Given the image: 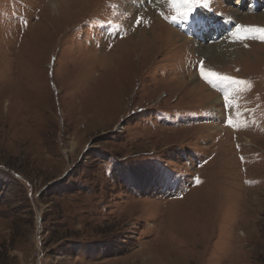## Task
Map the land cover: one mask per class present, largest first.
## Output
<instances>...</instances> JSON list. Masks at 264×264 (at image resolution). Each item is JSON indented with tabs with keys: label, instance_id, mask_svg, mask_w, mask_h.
Here are the masks:
<instances>
[{
	"label": "rangeland",
	"instance_id": "obj_1",
	"mask_svg": "<svg viewBox=\"0 0 264 264\" xmlns=\"http://www.w3.org/2000/svg\"><path fill=\"white\" fill-rule=\"evenodd\" d=\"M117 1L0 0V264H264V1Z\"/></svg>",
	"mask_w": 264,
	"mask_h": 264
},
{
	"label": "bare ground",
	"instance_id": "obj_2",
	"mask_svg": "<svg viewBox=\"0 0 264 264\" xmlns=\"http://www.w3.org/2000/svg\"><path fill=\"white\" fill-rule=\"evenodd\" d=\"M225 1H227V0H225ZM262 1V0H261ZM260 0H255V1H253V0H250V6L252 7V5H259L260 6V4L262 3ZM264 1V0H263ZM110 2V1H109ZM123 3L124 2V0L123 1H121V0H118L116 3ZM228 2V1H227ZM52 3V6H54V1H52L51 2ZM158 4V3H157ZM223 4V3H222ZM27 5V4H26ZM158 5H160V4H158ZM116 7V6H115ZM250 7V8H251ZM53 8H56L55 10L57 11V7H53ZM138 8H143V5H139L138 6ZM203 12H202V11ZM201 10L199 11V13H200V17H195L196 18V20H197V22H198V24H194L193 22H192V20L191 19H189V20H186V23H185V28H189L190 26H191V30L193 29V30H196L195 31V33H196V35H197V38L198 39H204L206 36V30L208 29V25H213L215 28H218V29H223L224 28V32H225V28H227L228 29V33H230L231 31H232V29H233V25H234V22H233V20H230V19H227V18H219V19H217V16H215V14H213L211 11H210V9L208 10V8L206 9V7L204 8V7H202L201 8ZM55 11V12H56ZM142 11H143V9H142ZM236 11L238 12V10L236 9ZM59 12H60V10H59ZM118 15H120L121 13H120V11H118V12H116ZM129 17H128V19L126 20V23H128V20H129V24L130 25H135V23H136V19H137V16H135V18L134 19H132V18H130L131 17V14L129 13ZM17 20H20V19H17ZM20 25L21 26H24L23 24H22V22L20 23ZM162 25H164V26H168L167 24H163L162 23ZM172 29V28H171ZM199 29V30H198ZM224 32L222 31H216L215 32V34L212 36V38H214V39H216V40H218L219 38H221L223 35H224ZM227 32V31H226ZM225 32V33H226ZM123 33L125 34V35H128V34H130L131 33V31H128V30H124L123 29ZM172 34V33H171ZM179 37V36H178ZM218 43H220V42H218ZM217 43V44H218ZM216 44V43H215ZM201 47V46H200ZM210 47H214V45H212V46H210L209 44H207L206 46H205V48H204V51H207V49H209ZM218 47V46H217ZM215 50V49H214ZM223 50H225V49H223ZM222 50V51H223ZM203 51V50H202ZM203 51V52H204ZM220 51H221V49H220ZM230 51V50H229ZM231 53V52H230ZM213 54V53H212ZM206 55V54H205ZM228 55V54H227ZM223 58V57H222ZM230 59V58H229ZM196 75V74H195ZM197 76V75H196ZM199 84H201V83H199ZM198 85V84H197ZM202 85V84H201ZM213 92V91H212ZM213 94H215L214 92H213Z\"/></svg>",
	"mask_w": 264,
	"mask_h": 264
},
{
	"label": "snow or ice",
	"instance_id": "obj_3",
	"mask_svg": "<svg viewBox=\"0 0 264 264\" xmlns=\"http://www.w3.org/2000/svg\"><path fill=\"white\" fill-rule=\"evenodd\" d=\"M185 4L189 5L188 11L185 15L181 16L180 18L189 20L191 19L194 24H198L196 18L193 16V14L196 12V10L200 7H204L205 4L203 0H184ZM173 20L177 19V17H172ZM141 22V18L137 17L136 23L139 24ZM203 62H201V65ZM200 75L210 84H214L216 80L220 81H228V82H237L235 78L222 75L220 73H217L212 70H207L201 66L200 69ZM243 83V81H241ZM225 100H227V97H225ZM231 123V121H229Z\"/></svg>",
	"mask_w": 264,
	"mask_h": 264
}]
</instances>
